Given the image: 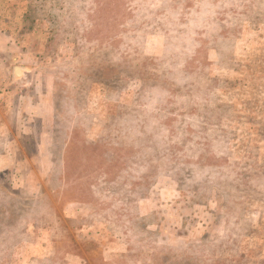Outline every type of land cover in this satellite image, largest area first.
<instances>
[{
  "label": "rangeland",
  "instance_id": "obj_1",
  "mask_svg": "<svg viewBox=\"0 0 264 264\" xmlns=\"http://www.w3.org/2000/svg\"><path fill=\"white\" fill-rule=\"evenodd\" d=\"M8 15L0 264H264V0Z\"/></svg>",
  "mask_w": 264,
  "mask_h": 264
},
{
  "label": "crops",
  "instance_id": "obj_2",
  "mask_svg": "<svg viewBox=\"0 0 264 264\" xmlns=\"http://www.w3.org/2000/svg\"><path fill=\"white\" fill-rule=\"evenodd\" d=\"M14 22L15 21L13 20V17H11L9 15H8V17L6 19L0 21V25H2V27H0V73L2 72L3 74H7L8 73V69L6 67H7V65L11 64V62L13 60H22L24 62L31 61V55H28L27 52H24L22 55H15V56L14 55H8V53H6V51H7L8 48L11 49L13 46H17L14 42H13V44L11 43V40L14 39V30L16 28H18V29L21 30V28H22V25H20V27H16V25L14 24ZM20 23L22 24V21H20ZM29 37H30V35H28V38ZM2 40L6 44H3L2 43ZM27 47H28L27 44H24L23 43L21 45V48L22 49L28 50ZM4 48H6V51H5ZM26 68L29 70V72L31 71L30 67L23 66L22 77L24 79H27L28 78V76H25L24 77V75H26V71L24 69H26ZM21 94H23V93H21ZM21 94H20L19 99L17 101L18 102V105L20 103V100H25V97L27 96V93L26 92H24L23 95H21ZM18 109H20V108H18ZM23 113H25V114H23ZM26 115H29V110L23 109L21 116H26ZM11 116L12 115L8 113V117H6V122H8V121H10L11 123L13 122V117L11 118ZM25 118L26 117H24V119Z\"/></svg>",
  "mask_w": 264,
  "mask_h": 264
},
{
  "label": "water",
  "instance_id": "obj_3",
  "mask_svg": "<svg viewBox=\"0 0 264 264\" xmlns=\"http://www.w3.org/2000/svg\"><path fill=\"white\" fill-rule=\"evenodd\" d=\"M16 71H17V73H16ZM14 72H15V75L18 76V77H19L20 74H21V70H20V68H15V69H14ZM18 73H19V74H18Z\"/></svg>",
  "mask_w": 264,
  "mask_h": 264
},
{
  "label": "bare ground",
  "instance_id": "obj_4",
  "mask_svg": "<svg viewBox=\"0 0 264 264\" xmlns=\"http://www.w3.org/2000/svg\"><path fill=\"white\" fill-rule=\"evenodd\" d=\"M16 73H17V71H16ZM19 74V73H18Z\"/></svg>",
  "mask_w": 264,
  "mask_h": 264
}]
</instances>
